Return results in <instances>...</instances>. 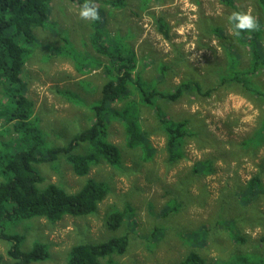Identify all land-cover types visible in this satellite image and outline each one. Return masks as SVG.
I'll return each mask as SVG.
<instances>
[{"label": "rangeland", "instance_id": "rangeland-1", "mask_svg": "<svg viewBox=\"0 0 264 264\" xmlns=\"http://www.w3.org/2000/svg\"><path fill=\"white\" fill-rule=\"evenodd\" d=\"M105 1L97 0L96 5L106 19L107 36L113 39L114 32L117 37L118 31L121 36L126 31L131 34L124 44L132 45L135 50V74L153 82L162 92H170L185 80L201 83L204 90L214 88L207 96L188 92L174 102H156L169 118L188 120V129L196 131L200 128L202 133L196 131L197 136L187 135L182 158L170 164L166 137L156 113L149 107L139 106L140 127L148 133L149 144L154 149L149 160L144 159L142 147L132 150L125 146V126L120 120H113L108 124L107 140L117 145L122 153L120 169L100 164L92 167L87 176L78 177L63 159L56 166L57 170L50 164L37 168L44 172L47 182L59 183L68 193L77 191L85 178L107 182L109 191L95 214L66 215L55 223L44 219L21 222L10 225L8 231L25 234L22 247L33 239L48 245L47 260L33 264H67V252L73 245L101 242L125 232H128L129 244L123 255H114L118 264H172L193 249L182 241L181 232L200 225L208 229L207 242L198 250L206 264L224 261L230 252L238 250L264 253V242L259 240L264 233V194L254 202L255 213L237 207L231 199L236 184H245L255 174H260L264 186V145L255 151L240 147L241 141L258 128L264 116V100L241 84L216 86L220 75L227 73L228 54L232 49L239 61L238 69L249 63L248 48L234 37L228 23L227 18L234 9L219 0H147L146 4L143 0H127L128 6L123 10L109 7ZM234 4L239 11H251L256 18L264 19L260 0H234ZM49 6L47 29H34L37 43L32 55L27 57L21 76L26 82L24 95L33 102V115L48 147L67 143L88 125L91 112L88 113L86 106L97 103L87 98L95 97L90 94L95 88H87L88 81L100 82L99 77L87 76L86 72L82 74L83 71L79 74L73 69L75 65L81 67V60H86L92 53L87 50L90 22L79 19V9L69 0H52ZM158 19L168 25V38L158 31ZM215 27L223 30V38L212 31ZM59 37L67 39L68 44L63 47L66 53L55 56L53 47ZM92 58L94 61L83 70L89 72L90 68H95L93 65L98 58ZM160 64L168 68L163 76L158 72ZM64 73L75 74L76 84L81 82L78 90L85 99L70 101L83 108L72 106L57 93L56 88L62 89L70 84L58 80ZM79 77L83 81L77 80ZM249 79L254 88L264 91V70ZM0 99H6L4 89ZM122 105V102L118 104ZM73 116L76 118H70ZM6 127L0 121V143L9 140L2 132ZM82 146L85 145L79 146L76 152ZM3 150L7 151L9 147L5 146ZM204 158L213 159L214 173L192 175L193 164ZM172 200L180 203L179 210L166 217L159 216L162 207ZM127 206L133 208V230L128 223L111 229L116 220L111 219L112 214L119 216L117 212ZM227 215L239 218L237 228L250 236L248 242L259 240L256 248L248 244L241 247L229 238L217 221L219 216L224 218ZM156 227L163 228L159 239L151 238ZM0 264H11L6 244L1 239Z\"/></svg>", "mask_w": 264, "mask_h": 264}, {"label": "trees", "instance_id": "trees-1", "mask_svg": "<svg viewBox=\"0 0 264 264\" xmlns=\"http://www.w3.org/2000/svg\"><path fill=\"white\" fill-rule=\"evenodd\" d=\"M51 1L0 0V88H2L0 94L2 96L4 89L6 98L5 100L0 99V121L7 126L2 132L9 137L8 142L0 143V239L6 244V254L11 264L43 262L47 260L49 252L46 243L34 239L31 240V245L27 243L25 247H22L25 234L9 232L7 228L10 225L21 222L29 223L39 219L55 223L66 215L76 217L93 215L109 191L107 182L85 178L84 184L77 191L68 193L58 185L59 183L47 182L44 172H39L37 169L40 165L50 164V166L53 165V169L57 170L56 166L60 159H63L72 173L78 177L87 176L92 167L100 164L120 169L122 153L117 145L107 140L108 124L113 120H120L125 126V146L132 150L142 147L144 159L149 160L154 149L149 144L148 133L140 127L138 110L141 105L153 109L156 113L161 131L166 137L168 162L173 164L183 156L185 137L187 135L197 136V132L202 133V130L196 128V132L188 129V120L169 118L156 102L159 100L174 102L182 94L188 92H197L207 96L214 89L204 90L201 83L185 80L174 86L170 92L157 90L153 82L142 79L140 74H135V50L132 45L124 44L131 34L126 31L127 33L121 36L118 31L117 37L115 32L113 39L108 37L104 26L106 19L99 9L101 19L97 22H90L91 31L87 38V50L92 53L86 60H81V67L73 66L74 71L79 74L83 71L82 74L86 72L87 76L100 78L98 83L88 81L87 86L88 89L95 88L90 91V94L95 97L91 99L87 97L88 100L97 101V103L90 107L86 106L88 113L91 112L88 125L80 128L81 130L67 143L61 146H46L33 115V102L24 95L26 82L21 76L27 57L32 55L34 45L37 43L34 29H47ZM69 1L78 9L84 3V0ZM143 1L147 3V0ZM219 1L233 8L234 11H239L234 0ZM94 2L96 4L97 0ZM105 5L123 10L128 3L127 0H106ZM260 6L264 14V0H260ZM257 20L261 26L260 31L251 34L245 32L239 37L234 36L249 50L248 65L238 69L239 61L232 49L228 54L227 73L220 75L216 86L241 84L248 92L258 94L264 100V91L254 88L249 79L250 76H256L264 70V19L257 18ZM157 29L162 36L168 38L169 28L164 20H157ZM212 31L217 36L224 37L221 28L215 27ZM115 38L116 40L120 38L121 42L116 41ZM66 44H68L67 39L57 38L56 45L53 47L55 56L66 53L63 50ZM93 56L98 58V62L93 65L95 68H90L89 72L83 70L89 62L94 61ZM159 66L158 72L163 76L168 68L163 64ZM76 77L75 74L64 73L58 80L70 84L62 89L56 88V91L72 106L83 108V106L73 105L70 101V99H85L79 93L78 88L81 82L76 84ZM77 80L82 79L79 77ZM86 94L90 95L89 92ZM121 102L123 105L118 106ZM70 118L75 119L76 116ZM65 124L67 126L68 121ZM40 128H42L41 125ZM81 145L85 146L76 152ZM262 145H264V116L258 128L241 141L240 147L243 150L251 148L255 151L258 146ZM5 146L9 147V150L4 151ZM214 171L213 159L204 158L193 164L191 174L202 176L212 174ZM260 178V174H255L245 184H236L231 199L237 207L255 213L254 202L264 194V186ZM180 206L179 202L172 200L162 207L158 215L169 216L170 213L179 210ZM115 214L111 216V219L116 218L114 224L111 225L109 222L111 229L128 223L127 226L129 225L133 230L135 222L132 219V207L127 206L124 210L117 212L119 216L115 217ZM217 221L218 225L225 229L229 238L241 247L248 244L256 248L259 240L264 242V233L259 240L248 242L250 236L237 228L239 218L235 216L227 215L224 218L219 216ZM162 231L163 228L156 227L151 238L159 239ZM180 237L186 246L193 249H190L183 259L172 264H206L205 258L199 254L198 250L203 248L207 242L208 229L200 225L198 228L184 230ZM128 244V232L101 242H80L69 249L66 261L67 264H101V260H104V264H118L113 257L123 255ZM213 264H264V253H257L254 250H238L230 252L224 261H216Z\"/></svg>", "mask_w": 264, "mask_h": 264}, {"label": "clouds", "instance_id": "clouds-1", "mask_svg": "<svg viewBox=\"0 0 264 264\" xmlns=\"http://www.w3.org/2000/svg\"><path fill=\"white\" fill-rule=\"evenodd\" d=\"M78 17L86 22H97L101 19L100 10L94 0H84V3L80 5ZM227 19L231 33L236 37L245 32L251 34L261 30L257 18L251 11H233Z\"/></svg>", "mask_w": 264, "mask_h": 264}, {"label": "bare ground", "instance_id": "bare-ground-1", "mask_svg": "<svg viewBox=\"0 0 264 264\" xmlns=\"http://www.w3.org/2000/svg\"><path fill=\"white\" fill-rule=\"evenodd\" d=\"M3 61H4V60H3ZM12 64H13V63H12ZM10 65H11V64H10ZM13 65H14V64H13ZM13 65H12V66H13ZM1 67H2V66H1ZM10 67H11V66H10ZM9 72H10V71H9ZM12 72H13V70H12ZM53 89H54V88H53ZM157 90H158V89H157ZM152 91H153V89H152ZM64 92H65V91H64ZM64 92H63V93H64ZM34 96H35V95H34ZM165 96H166V95H165ZM159 102H160V101H159ZM59 105H60V104H59ZM52 114H53V113H52ZM33 129H34V128H33ZM36 135H37V134H36ZM37 136H38V135H37ZM39 138H40V135H39ZM0 154H1V153H0ZM3 180H4V179H3Z\"/></svg>", "mask_w": 264, "mask_h": 264}]
</instances>
